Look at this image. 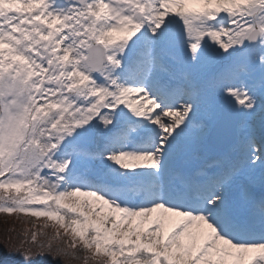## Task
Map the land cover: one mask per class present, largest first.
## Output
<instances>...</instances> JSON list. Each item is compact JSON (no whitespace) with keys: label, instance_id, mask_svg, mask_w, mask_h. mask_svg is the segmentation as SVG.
<instances>
[{"label":"snow or ice","instance_id":"obj_1","mask_svg":"<svg viewBox=\"0 0 264 264\" xmlns=\"http://www.w3.org/2000/svg\"><path fill=\"white\" fill-rule=\"evenodd\" d=\"M0 213L58 226L25 264H264V0H0Z\"/></svg>","mask_w":264,"mask_h":264},{"label":"trees","instance_id":"obj_2","mask_svg":"<svg viewBox=\"0 0 264 264\" xmlns=\"http://www.w3.org/2000/svg\"><path fill=\"white\" fill-rule=\"evenodd\" d=\"M57 227L55 221H50L46 217L37 218L23 213H0V264H25L21 255L25 249L32 247L33 253L40 251L27 242L31 232L42 229L46 233V239L51 240L56 235ZM59 231L63 236V229ZM71 239L69 233L64 241L60 243L54 241L53 248H67ZM71 251H75L77 258H72L70 255H56L55 252H41L34 255L31 264H85V257L92 256V252L85 250L78 238L77 249H70L69 252Z\"/></svg>","mask_w":264,"mask_h":264},{"label":"rangeland","instance_id":"obj_3","mask_svg":"<svg viewBox=\"0 0 264 264\" xmlns=\"http://www.w3.org/2000/svg\"><path fill=\"white\" fill-rule=\"evenodd\" d=\"M67 222V221H66ZM80 252H81V250H80Z\"/></svg>","mask_w":264,"mask_h":264}]
</instances>
